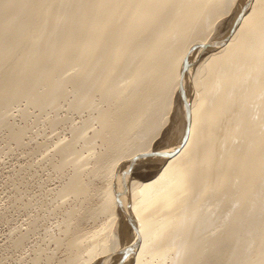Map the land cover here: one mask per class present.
<instances>
[{"label": "bare ground", "instance_id": "obj_1", "mask_svg": "<svg viewBox=\"0 0 264 264\" xmlns=\"http://www.w3.org/2000/svg\"><path fill=\"white\" fill-rule=\"evenodd\" d=\"M222 2L0 0V126L19 101L81 114L56 194L89 264H264V0L215 27Z\"/></svg>", "mask_w": 264, "mask_h": 264}, {"label": "rangeland", "instance_id": "obj_2", "mask_svg": "<svg viewBox=\"0 0 264 264\" xmlns=\"http://www.w3.org/2000/svg\"><path fill=\"white\" fill-rule=\"evenodd\" d=\"M222 1L221 15L215 20V27L222 17L223 20L226 18L232 5V0ZM220 45L203 47L198 57L205 56ZM196 66V63L191 65L189 78ZM23 109L26 110L24 115L21 114ZM80 116L68 108L67 99H63L53 110L42 111L19 101L5 115L7 124L0 126V264L90 263L84 260L89 259L86 251L76 254V247L68 245L69 230L63 231L64 212L75 202L74 198L66 199L67 203L60 201L56 194L70 170V167L62 170L57 166L61 153L56 147L59 142L71 140L70 128L81 122ZM11 130L22 131L19 140L10 136ZM71 143L78 145L80 141L72 140ZM176 152H172L171 157ZM141 163L146 166L143 167L145 172L156 168L150 167L154 162H139L138 166ZM134 170V167L129 169L130 172ZM97 201L96 197L88 195L82 205L94 207ZM103 223L104 219H97L85 226L95 230L93 233H99L97 226ZM20 236L23 239L16 244ZM129 248L100 263L133 264L138 248L135 244Z\"/></svg>", "mask_w": 264, "mask_h": 264}]
</instances>
